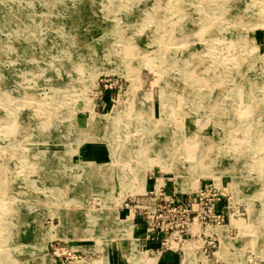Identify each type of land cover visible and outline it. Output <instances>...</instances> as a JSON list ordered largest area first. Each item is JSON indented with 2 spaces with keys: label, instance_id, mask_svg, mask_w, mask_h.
<instances>
[{
  "label": "rangeland",
  "instance_id": "1",
  "mask_svg": "<svg viewBox=\"0 0 264 264\" xmlns=\"http://www.w3.org/2000/svg\"><path fill=\"white\" fill-rule=\"evenodd\" d=\"M178 1L0 0V264H264V0ZM208 181L238 214L161 231Z\"/></svg>",
  "mask_w": 264,
  "mask_h": 264
},
{
  "label": "built area",
  "instance_id": "2",
  "mask_svg": "<svg viewBox=\"0 0 264 264\" xmlns=\"http://www.w3.org/2000/svg\"><path fill=\"white\" fill-rule=\"evenodd\" d=\"M106 83H100L98 85L101 89H107L105 87ZM115 89L116 87H109L107 89L108 92L110 90ZM163 186L159 188V194L155 193L154 200L163 201L164 205L158 204V209L155 212L162 211L165 209L166 212L172 213L174 217H176V223L173 224L170 221L167 224L159 229L161 231L168 232L172 230L173 227L177 229L178 233L183 232L184 227H189L195 222L204 227L208 226H225V220L229 221L232 214H238V210L233 213H229L228 211L231 209V204L229 199L227 198L228 192L225 191L221 186H218L213 181L202 182L198 187L189 193H185L182 195L180 191H173L172 194L167 196L164 195ZM161 195H164L161 197ZM141 210H144L146 214L149 212V206L142 205L140 206ZM149 217V214L147 215ZM161 216V214H158ZM158 216H151V218H158ZM157 227L158 226H154ZM154 227L146 228V238L149 237V233L154 230ZM181 237V234H179ZM50 245L53 250V254L57 258H64L65 261L68 260V257L74 256V251L70 247H66L65 244L60 245L59 243L53 244L52 240L50 241ZM148 251V250H146ZM164 249H161L162 252Z\"/></svg>",
  "mask_w": 264,
  "mask_h": 264
},
{
  "label": "bare ground",
  "instance_id": "3",
  "mask_svg": "<svg viewBox=\"0 0 264 264\" xmlns=\"http://www.w3.org/2000/svg\"><path fill=\"white\" fill-rule=\"evenodd\" d=\"M179 2H181L180 0L178 1V3L177 4H179ZM180 6V5H179ZM176 7H178L177 5L176 6H171V8H172V10L174 11L175 10V12H176ZM178 8H180V7H178ZM170 9V8H169ZM179 11V10H178ZM174 12V13H175ZM180 12V11H179ZM172 13V12H171ZM178 14V13H177ZM183 16V15H182ZM39 22V21H38ZM177 23V22H176ZM180 24V23H179ZM41 26V25H40ZM207 27V26H206ZM205 28V27H204ZM208 28V27H207ZM208 29H206L205 28V30L203 31V33L205 32V31H207ZM17 39V38H16ZM181 50H184V49H181ZM180 50V52L181 53H185L184 51H181ZM183 55H185V54H183ZM43 57V56H42ZM199 57V56H198ZM38 60V59H37ZM195 60V58H193V54L191 53L190 55H188V56H185L184 57V63H188V64H191V62H193ZM196 61V60H195ZM183 63V64H184ZM209 68V67H208ZM183 69V68H182ZM189 71H191V69H190V67H186V69H184L183 70V73H182V76L184 77V80H186V81H191V78L189 77L190 75L188 74V72ZM58 76V75H57ZM195 76V75H194ZM193 79V78H192ZM152 135H154L152 132L151 133H147V134H145V138L146 137H151ZM144 138V139H145ZM143 139V140H144ZM150 140H147V138L145 139V141H138L137 142V144H140L141 143V145L142 146H144V147H148L149 146V142H151L152 140H153V143H154V137H152V138H149ZM184 139V138H183ZM156 141V140H155ZM199 142V141H198ZM136 143V142H135ZM144 143H147V145L146 144H144ZM146 145V146H145ZM151 145V144H150ZM166 145V144H165ZM205 145V144H204ZM113 147V146H112ZM139 147V149H141V147H140V145L138 146ZM158 148H159V146H157ZM151 148V147H150ZM188 148V147H187ZM207 148V147H206ZM208 149V148H207ZM118 151V150H117ZM138 151V150H137ZM192 151V150H191ZM122 152H123V149H122ZM139 152V151H138ZM150 152V151H149ZM148 152V153H149ZM115 153H117V152H115ZM143 153V152H142ZM155 153V152H154ZM120 154V153H119ZM138 154V153H137ZM139 154L141 155V152H139ZM189 155V154H188ZM193 155H195L196 156V154H195V152L193 153ZM192 155V156H193ZM140 157V156H139ZM197 157V156H196ZM141 158H142V156H141ZM198 158V157H197ZM162 165V164H161ZM197 165V164H196ZM92 167V166H91ZM197 167V166H196ZM139 180V179H138ZM144 179H142V181H143ZM144 182V181H143ZM143 182H141L140 183V185L142 186L143 185ZM91 213V212H90ZM65 215V214H64ZM61 218V217H60ZM63 218V217H62ZM67 219H68V216L67 217H64V223H66L67 222ZM115 219V218H114ZM71 220V219H70ZM110 220V219H109ZM21 221V220H20ZM62 221V220H61ZM113 221V223H115V220H112ZM63 223V224H64ZM62 224V225H63ZM212 229H210V231H211ZM62 235H67L68 233H65V232H62L61 233ZM17 235V234H16ZM70 235V234H69ZM219 239L222 241V244L226 241L225 240V237H224V235L222 234V232L221 233H219ZM25 244V243H24ZM35 244V243H34ZM32 245V244H31ZM39 245V244H38ZM226 245V244H225ZM98 247L101 249L102 247H101V244L99 243L98 244ZM39 258V257H38ZM194 254L191 252V251H186L185 252V256H184V258H183V263H186V264H192L193 262H194ZM196 260V259H195ZM204 261V260H203ZM7 263V262H6ZM8 264H11V261L8 259Z\"/></svg>",
  "mask_w": 264,
  "mask_h": 264
},
{
  "label": "crops",
  "instance_id": "4",
  "mask_svg": "<svg viewBox=\"0 0 264 264\" xmlns=\"http://www.w3.org/2000/svg\"><path fill=\"white\" fill-rule=\"evenodd\" d=\"M85 151H86V149H85ZM230 221V220H229ZM133 224V223H132ZM136 224H137V222H136ZM138 225V224H137ZM193 225V224H192ZM141 226V225H140ZM144 226V225H143ZM199 226V225H198ZM133 227L135 228V224H133ZM142 227V226H141ZM200 227V226H199ZM140 227H138V229H139ZM149 246L150 247H154L155 246V244H150L149 243ZM149 247V248H150ZM158 256H156L154 259H155V264H157L160 260V262H167L168 264H173L174 263V254L172 253V252H159V254H157ZM162 258V259H161ZM55 260V263L56 264H59L58 263V261H56V259H54Z\"/></svg>",
  "mask_w": 264,
  "mask_h": 264
},
{
  "label": "trees",
  "instance_id": "5",
  "mask_svg": "<svg viewBox=\"0 0 264 264\" xmlns=\"http://www.w3.org/2000/svg\"><path fill=\"white\" fill-rule=\"evenodd\" d=\"M114 91H115V89L110 90V92H114Z\"/></svg>",
  "mask_w": 264,
  "mask_h": 264
}]
</instances>
